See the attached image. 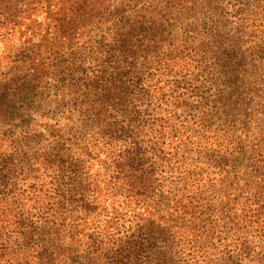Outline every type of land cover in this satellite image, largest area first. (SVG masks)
<instances>
[{
	"label": "trees",
	"instance_id": "trees-1",
	"mask_svg": "<svg viewBox=\"0 0 264 264\" xmlns=\"http://www.w3.org/2000/svg\"><path fill=\"white\" fill-rule=\"evenodd\" d=\"M0 8L3 40L21 26L34 44L0 81V264H264V123L250 133L228 118L246 89L230 60L215 100L179 102L192 90L161 69L181 63L142 60L175 36L168 1Z\"/></svg>",
	"mask_w": 264,
	"mask_h": 264
},
{
	"label": "rangeland",
	"instance_id": "rangeland-1",
	"mask_svg": "<svg viewBox=\"0 0 264 264\" xmlns=\"http://www.w3.org/2000/svg\"><path fill=\"white\" fill-rule=\"evenodd\" d=\"M166 1L169 2L172 13L165 22L168 20L167 28L175 36L173 38L157 36L159 42L150 45L152 56L150 59L142 60L149 61L147 63L149 66L156 61L154 58L163 61L164 57L174 58L181 63L178 68L169 66L167 71L161 70L165 73L164 78L172 82L171 85L181 80L182 85L189 86L193 92L192 98L190 100L179 98L175 93L171 99L198 105L211 98L215 100V95L209 98L210 82L215 76L213 73L219 71L220 62L227 58L232 62L231 75L241 74L242 83L246 85L245 95L243 99H239L241 107L230 106L227 109L228 118L236 121L237 129H240L238 122L242 120L250 129V133H257L258 128L264 123V0ZM128 3L133 6L131 2ZM240 4L243 13L240 10L235 11ZM119 9L121 10L122 6ZM245 14L251 18H245L241 26H236L238 22L236 18ZM46 26L44 24L41 28ZM20 27L18 26L16 33L5 41L2 37L4 34L0 33V51L12 53V59L0 63V81H4L5 77L7 79L14 77L13 72L9 73V70L14 68L13 58L18 56L15 51L34 48V44L28 43L27 37L22 35L23 31ZM151 37L155 36L151 35ZM155 50L158 52L155 53ZM59 56L54 53L46 55L43 62L51 68L59 60ZM64 60L65 58H62L60 61ZM183 60L187 62L185 65L182 64ZM20 74L18 69L16 76ZM19 81L23 83L25 79ZM171 85L166 87L168 94H171ZM219 110L221 114L225 113L223 109L219 108ZM197 115H201V109L197 110ZM190 160L197 162L202 160V157L193 150Z\"/></svg>",
	"mask_w": 264,
	"mask_h": 264
}]
</instances>
